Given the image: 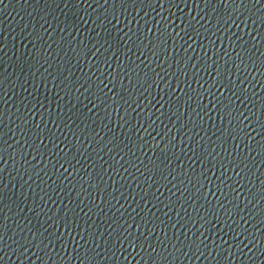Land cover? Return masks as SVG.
Returning <instances> with one entry per match:
<instances>
[{"label":"water","instance_id":"95a60500","mask_svg":"<svg viewBox=\"0 0 264 264\" xmlns=\"http://www.w3.org/2000/svg\"><path fill=\"white\" fill-rule=\"evenodd\" d=\"M0 264H264V0H0Z\"/></svg>","mask_w":264,"mask_h":264}]
</instances>
